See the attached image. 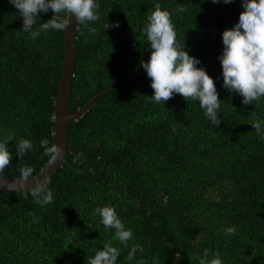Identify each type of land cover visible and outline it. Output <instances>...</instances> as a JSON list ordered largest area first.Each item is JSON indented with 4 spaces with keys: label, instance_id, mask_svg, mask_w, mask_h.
Wrapping results in <instances>:
<instances>
[{
    "label": "trees",
    "instance_id": "16d2710c",
    "mask_svg": "<svg viewBox=\"0 0 264 264\" xmlns=\"http://www.w3.org/2000/svg\"><path fill=\"white\" fill-rule=\"evenodd\" d=\"M157 4L173 12L177 39L214 79L221 123L180 94L165 106L151 102L140 66L71 121L64 161L48 184L54 203L42 207L23 191H0V264H88L109 241L120 249L117 264H198L205 248L218 250L224 264H264V140L250 124L264 119V98L243 105L222 87L219 59L208 66L222 53V32L238 22L241 0H100V19L89 25L96 32L76 31L70 110L133 75L150 47L143 27ZM178 6L186 11H173ZM52 15L38 13L37 23ZM114 21L118 28L104 29ZM63 32L30 39L19 10L0 0V138L13 134L2 177L20 176L25 166L35 175L48 162L40 140L53 144ZM21 138L33 144L23 160L14 146ZM105 205L132 230L127 245L94 214ZM232 225L237 233L224 236Z\"/></svg>",
    "mask_w": 264,
    "mask_h": 264
},
{
    "label": "clouds",
    "instance_id": "9594fccd",
    "mask_svg": "<svg viewBox=\"0 0 264 264\" xmlns=\"http://www.w3.org/2000/svg\"><path fill=\"white\" fill-rule=\"evenodd\" d=\"M212 3L230 4L233 0H211ZM22 17V32L35 40L43 32L65 31L70 23L76 26H86L90 33H95L96 28L90 23L100 19V0H9ZM244 9L239 14L238 22L232 28L222 32V53L218 56L223 78L222 87L230 93L242 97L243 105L264 98V0H241ZM51 10L53 15L46 22L38 21V13L46 14ZM175 12L183 13L186 9L178 6ZM173 12L162 9L159 4L147 17L143 32L149 43L151 53L147 61H140V65L150 78V87L154 90L149 100L157 105H164L166 101L176 94H180L186 101L192 100L199 103L203 114L213 125L221 123V102L214 79L203 67H198L201 60L189 55L183 43L177 39V31L172 20ZM118 28L119 21L104 25ZM254 131L261 140H264V119L256 118L251 123ZM13 141V134L0 138V177L10 166L13 159L8 147V142ZM15 154L23 158L33 150L29 139L21 138L15 142ZM44 155L48 157V164L60 162L64 149L57 143L51 144L47 138L40 140ZM21 183L10 190L23 191L25 199L30 195L34 203L46 206L54 203L53 191L48 187L50 178L46 175H34L31 166L20 170ZM4 180V179H0ZM32 181V186L28 182ZM3 185V184H0ZM94 214L100 217V224L106 231L113 232V239L127 245L132 238V230L126 227L112 205L97 207ZM39 218L34 217L33 222L38 223ZM238 231L232 225L223 229V235L229 237ZM135 249H133L134 251ZM120 249L111 241L102 248L96 249L88 264H117ZM129 259H132L130 254ZM198 264H224L221 253L216 250L203 249L197 257Z\"/></svg>",
    "mask_w": 264,
    "mask_h": 264
},
{
    "label": "water",
    "instance_id": "95a60500",
    "mask_svg": "<svg viewBox=\"0 0 264 264\" xmlns=\"http://www.w3.org/2000/svg\"><path fill=\"white\" fill-rule=\"evenodd\" d=\"M78 25L76 26L75 22L70 23L67 29L63 32L64 35V44H63V62H62V69L61 75L57 87V94L54 96V113H53V144L57 143L58 145L62 146L64 149V154L61 161L57 162L54 165H49L48 162L44 166V168L39 171L36 176L39 175H46L50 179L56 174V172L62 166V163L65 158V154L68 150V132H69V125L71 121L77 120L79 117L83 115L85 111L95 102L97 98L102 96L103 94L130 82L132 78H134L140 68V63L137 66L133 75L124 81L116 83L105 90L99 92L94 97H92L82 108H80L76 113H72L69 106V99L71 93V86H72V77L74 74V67L76 61V53H75V41H76V31ZM148 47L144 53L142 60H145L147 55ZM219 55H215L213 58V63L209 64L208 66L214 65ZM141 60V61H142ZM0 191H16L10 190L8 187H15L18 186L21 181L19 176H12V177H0ZM28 186H32V181L28 182Z\"/></svg>",
    "mask_w": 264,
    "mask_h": 264
}]
</instances>
